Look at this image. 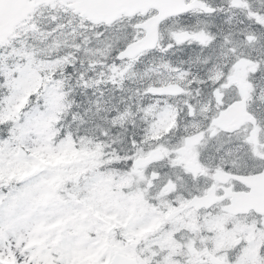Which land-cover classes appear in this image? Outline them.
I'll use <instances>...</instances> for the list:
<instances>
[{"label":"snow or ice","instance_id":"6c2138e0","mask_svg":"<svg viewBox=\"0 0 264 264\" xmlns=\"http://www.w3.org/2000/svg\"><path fill=\"white\" fill-rule=\"evenodd\" d=\"M0 264H264V0H0Z\"/></svg>","mask_w":264,"mask_h":264}]
</instances>
